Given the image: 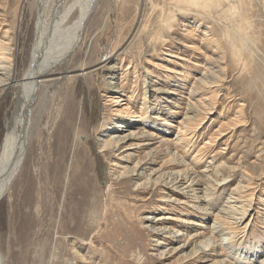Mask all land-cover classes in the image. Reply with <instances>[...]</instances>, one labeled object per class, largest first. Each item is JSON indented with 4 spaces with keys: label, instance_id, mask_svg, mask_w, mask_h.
<instances>
[{
    "label": "rangeland",
    "instance_id": "1",
    "mask_svg": "<svg viewBox=\"0 0 264 264\" xmlns=\"http://www.w3.org/2000/svg\"><path fill=\"white\" fill-rule=\"evenodd\" d=\"M243 1L235 24L246 14L245 28L236 32L244 39L238 41L240 56L233 58L219 29L204 42L214 19L193 12L177 15L171 30L157 37L160 8L152 11L145 0H0V78L8 74L15 81L10 87L7 80L0 83V158L15 99L14 116L28 122L26 139L31 133L22 147V166L0 190V264H264V0ZM81 20L82 30L74 35ZM37 44L45 50L42 61L68 52L39 77L25 101L23 77ZM213 44L225 58L212 54ZM18 85L19 95L13 88ZM122 118L143 120L137 126L156 134L157 141L175 142L187 122L185 148L176 154L188 175L201 176L191 187L195 192L188 180L177 188L186 193H173L178 201L159 210L160 186L148 180L156 178L148 174L159 165H149L138 181L145 188L119 172L134 163L119 162L115 169L122 150L105 152L100 146L109 134L135 129L107 128L112 120L122 125ZM155 145L162 155L176 152L172 144ZM12 160L9 154V165ZM159 217L169 219L160 223ZM164 230L205 237L176 252L172 247L183 245L184 236L165 242ZM218 242L223 252L196 259L198 248L210 251Z\"/></svg>",
    "mask_w": 264,
    "mask_h": 264
},
{
    "label": "bare ground",
    "instance_id": "2",
    "mask_svg": "<svg viewBox=\"0 0 264 264\" xmlns=\"http://www.w3.org/2000/svg\"><path fill=\"white\" fill-rule=\"evenodd\" d=\"M89 1V0H88ZM93 1V0H92ZM96 1V0H95ZM160 1H163L164 2V5H162L160 3ZM146 4H149L150 5V9L155 10V8L159 7L160 8V12H161V18L159 19V24H157L160 29L158 30V32H155L154 30V33L156 34L157 37L161 38L162 36L165 35V33L169 32L171 30V28L173 27V24H174V20H175V17L177 15H186L187 13H190V12H193L195 13L199 18L203 17L204 19H206L207 17H210L212 19H214V25L212 27H210L209 25L206 27L207 30H209L210 32L207 33L205 32V41L204 42H207L210 38V41H211V38L213 37H208L209 34H213L214 35V29H219L221 32H222V38H225L224 39V42H225V46L227 47V54L233 56V58H238L240 56V51H241V46L240 44L238 43V41L240 39H244V36H240L241 34H236V32H240L241 33V29L242 28H245L243 26V24L245 23V20L244 18L246 17V14L243 18V16L241 15V13L243 11H241L240 18L241 21L237 20L239 23L235 24L236 22V12L238 10V8H240L242 6V4L244 3L243 0H238V3H232L231 0H145ZM90 4H88L89 6ZM244 7V6H243ZM243 9V8H242ZM158 10V9H157ZM244 10V9H243ZM90 9H87L84 11V15L86 12H89ZM158 11V12H159ZM155 12V11H154ZM42 13V10H40V15ZM81 13V12H80ZM245 13V12H244ZM84 15L82 17V20H84ZM40 19V17H39ZM211 19V20H212ZM82 20L80 21V23L76 22L77 24V28L73 31V34L75 35V33H77L81 27H82ZM148 20V19H147ZM194 20V19H193ZM197 21V20H196ZM148 22V21H147ZM249 23V22H248ZM247 23V24H248ZM235 24V25H234ZM156 25V26H157ZM206 25V24H205ZM243 26V27H242ZM248 26V25H247ZM60 26H55L54 27V32L56 28H58ZM151 27V26H150ZM194 27V26H193ZM197 28V27H196ZM247 28V27H246ZM249 28V27H248ZM155 29V27H154ZM158 29V28H157ZM205 29V28H204ZM40 31L41 30V27L39 29ZM82 30V29H81ZM147 30L146 29V25L144 24L143 26V30H142V33L143 31ZM185 30H188L185 29ZM218 30V31H219ZM243 30V29H242ZM248 30V29H247ZM246 31V29H245ZM243 31V32H245ZM148 32V31H147ZM204 32V31H202ZM152 33V32H151ZM217 33V32H216ZM220 33V32H218ZM247 34V31L245 32ZM150 34V33H149ZM211 34V35H212ZM244 34V33H243ZM141 35V34H140ZM154 35V34H153ZM185 35V34H184ZM245 35V34H244ZM249 35V34H248ZM246 35V37H248L249 39V36ZM78 36L77 35L76 37H74V43L78 40ZM145 36V35H144ZM151 36V35H150ZM188 36V37H187ZM73 37V36H72ZM148 38V36H146ZM186 38H189L190 37V31L189 33H186L185 35ZM38 42H40V36H38ZM59 38V36L57 37ZM56 38V39H57ZM151 38V37H150ZM175 38H178L177 36H175ZM214 38V37H213ZM219 38V37H218ZM217 38V39H218ZM55 39V40H56ZM63 39V38H62ZM72 39V38H70ZM152 39V38H151ZM217 39H215L214 41H217ZM220 39V38H219ZM68 40V39H67ZM80 40V39H79ZM69 41V40H68ZM201 42V41H200ZM203 42V43H204ZM208 43V42H207ZM206 43V44H207ZM217 43V42H216ZM4 44V43H3ZM187 44V43H186ZM186 44L184 43V46H186ZM219 45V42L218 44ZM213 44V49L214 52L212 53L213 55H215L217 58H225V52L221 51V49H219V47ZM224 45V43H223ZM1 46V45H0ZM40 46V44H37L35 49H34V53L32 55V62L29 66V68L25 71L24 75L26 77V79L24 80V83L22 87L25 88V90L27 89V91L25 92L26 96L24 97L25 98V101H26V98L27 100L30 98V90L36 86L39 85V77H41L42 75L50 72L53 68V65L55 63H57L62 57L63 55L68 52H62L61 54H57L56 56H53L55 57V61H51L52 60V57H48L46 59H44L42 61V59L44 58V53H45V50L42 49ZM59 46V44H58ZM202 46V45H201ZM3 47V45H2ZM2 47H0L2 49ZM5 47V46H4ZM7 47V46H6ZM191 47V46H190ZM222 47V46H221ZM220 47V48H221ZM4 49V48H3ZM6 49V48H5ZM51 49H54V47H52ZM57 50V48L55 49ZM60 52V51H59ZM212 52V51H211ZM5 53V52H4ZM1 54V53H0ZM206 54V53H205ZM1 57L4 56V55H0ZM174 56V55H173ZM179 57V56H178ZM208 57V56H207ZM212 57H210L211 59ZM209 59V58H208ZM214 59V58H212ZM220 59V60H221ZM1 60V59H0ZM216 60V59H215ZM41 61V62H40ZM211 61H214V60H211ZM218 61V60H217ZM233 61H235V59H233ZM215 62V61H214ZM213 62V63H214ZM222 62V61H221ZM238 62V61H237ZM240 62V61H239ZM123 64V63H122ZM218 64V63H217ZM215 65V64H214ZM213 65V66H214ZM221 65V64H220ZM222 66V65H221ZM248 66V65H247ZM210 67V66H209ZM208 67V68H209ZM215 67V66H214ZM218 67V66H217ZM6 68V67H4ZM219 68V67H218ZM217 68V69H218ZM0 69L2 70L3 67L0 66ZM117 69H119V66L116 64V65H113L110 67V71L115 73V71H117ZM206 69V68H205ZM212 69V68H211ZM5 70V69H4ZM208 70V69H207ZM216 70V69H215ZM219 70V69H218ZM217 70V71H218ZM223 70V69H222ZM227 70V69H226ZM220 71V70H219ZM213 72V71H212ZM223 72V71H222ZM3 74H5L4 72H2ZM10 73V72H8ZM70 74V73H69ZM215 74V73H214ZM7 76V77H6ZM6 79L3 80V78L0 80V83L2 82H5L6 80L9 81V83H6L8 87H10L11 85V82H15L13 81L10 77H8V74H6ZM213 76V75H212ZM112 80L116 77V74H112L111 76ZM208 77V76H207ZM217 78V77H216ZM18 82V81H17ZM16 82V83H17ZM202 82V81H201ZM200 82V83H201ZM5 84V85H6ZM115 86L117 87L118 85H120L121 88H123V85H121V83H114ZM256 84V83H254ZM41 85V84H40ZM204 86V85H203ZM196 87V86H195ZM256 87V85H255ZM111 90L113 89L112 87V82H111ZM257 88V87H256ZM24 90V89H22ZM114 90V89H113ZM112 90V91H113ZM116 91V90H115ZM195 92L197 91V89L194 90ZM24 94V95H25ZM119 94V93H118ZM125 96H127L128 94L126 92L123 93ZM120 95L118 96L117 98L114 99L115 103H120L123 99H122V96L124 95ZM260 94V93H259ZM258 94V95H259ZM132 95V94H131ZM208 96V95H207ZM132 97V96H131ZM133 97H134V94H133ZM204 98H208V97H204ZM211 98V97H210ZM259 98V97H258ZM23 100V99H21ZM206 100V99H204ZM208 101H210L209 99H207ZM194 105V104H193ZM200 105V104H199ZM19 107V106H18ZM23 107V106H22ZM143 107H144V104H143ZM141 108V109H144V108ZM24 108V107H23ZM149 109V108H148ZM210 109V108H209ZM120 110V109H119ZM127 110V109H126ZM125 111V110H123ZM122 111V112H123ZM142 111V110H141ZM262 111V110H261ZM240 112V111H239ZM19 113V112H18ZM126 113V112H125ZM124 113V114H125ZM130 113V112H129ZM23 114V113H22ZM208 114V113H207ZM243 114V113H242ZM142 115H145V112H142ZM261 116V114H259V117ZM146 117V116H145ZM242 117V116H241ZM263 117V116H261ZM144 117H142L143 119ZM20 118H18V114L17 116L15 115L13 120L10 121L8 124L10 127L8 129V132L6 133V136H5V140H4V144H3V151H2V154H1V158H0V172H2V170L4 169V175L5 177L0 179V184H2V186H0V190L2 191L4 189V185L6 186L7 183L9 182L10 178H12L17 172V169H19L21 166H22V163L24 161V155L22 156V162L20 163V157H21V151H22V147L24 146L25 144V140L29 141L30 139V134L28 136V138L26 139L27 137V123H26V120L24 119L25 121V125H24V121L23 120H19ZM132 118H122V120L125 122H121L122 125H117V123L114 122V120H112L111 122H107V128L110 130L114 129V132H119L121 131V133L123 132H127L129 131V129L131 128L132 125H134L133 127H135L134 130L130 131L128 134H117V135H112V134H109L111 135L110 138L108 139H104L105 141L102 142V145L100 146V150L101 151H105L107 152L108 149H111L113 152H117L119 150H122V153L119 154L117 157V160L118 161H115L113 163V165L115 166V169H117V167L120 166L119 162H127L128 164L129 163H134V166L133 167H129L128 165H124V166H120L121 169H123V171H120V174L122 176L124 175H132V177L134 178L135 180V185H136V188H142L145 186V184H142V183H139L138 181L141 179V177L143 176V173L149 169V165H159L158 167L152 169V171H149L150 173L148 174L150 177L151 175H157L156 178H154L152 180V177L151 178H148V180L150 179L151 180V184L154 185V186H160V190L162 192V196L160 198V200L163 202V204H160L159 205V210H161L162 208L166 209V206L164 204H173L174 202H177V201H174L173 198H172V194L173 193H178L179 195L181 194H184L186 192H184L183 190L184 189H180V190H177V188H179L180 186H182L183 184H185V182H187L188 180L190 181L189 185L187 187H189V191H194L195 188H191L192 186L194 185H199L200 184V181H201V176L199 177L198 175H195L192 177L190 176V174L188 175L187 173V170L184 168V160L183 158H180V156H178L176 153L182 151L183 152V149L185 148V145H186V139H187V133L186 131H188V126H186V123L184 124V122L182 121L181 123V127L179 128V137H177L176 141L174 142V140H166V139H158L157 141V138L158 136L156 137V134L154 133H143V129L141 130V127H138L137 124L140 122H142L141 120H139L138 122L134 123V122H130V121H126V120H131ZM233 121V120H232ZM197 122V121H195ZM202 122V121H201ZM191 125V123H189ZM114 126V127H113ZM24 127V128H23ZM191 127V126H190ZM192 128V127H191ZM190 128V130H191ZM17 129V132L15 131ZM181 129V130H180ZM196 129L193 128V130ZM218 129V128H217ZM21 130L23 132H21ZM189 130V131H190ZM194 132V131H193ZM215 134V133H214ZM190 135V134H189ZM216 136V135H215ZM192 137V136H191ZM214 137V136H213ZM166 138V137H165ZM183 141V143H181L179 145V141ZM210 140V139H209ZM158 144L159 143V146L161 145H165V146H174L175 149H176V152H174V154H171V151L169 152V150H167V154L165 155H162L161 152L155 148V147H152V145L154 144ZM215 143V142H214ZM156 146V145H155ZM158 147V146H156ZM163 147V146H162ZM165 149V148H164ZM169 149V148H168ZM24 152V151H23ZM165 152V151H164ZM9 154L11 155L12 154V165H9V162L10 161H6L7 159V156H9ZM179 154V153H178ZM175 155H177V157H175ZM196 157V159H195ZM195 157L193 158L194 160H196V162L200 159H197L199 158L198 157V154H195ZM21 165H20V164ZM18 164L20 165L19 168H17ZM122 165V164H121ZM189 166V165H187ZM182 167V168H181ZM17 168V169H16ZM228 169V168H227ZM190 171H194L193 169H191ZM189 171V173H190ZM229 172V170H228ZM191 173H195V172H191ZM200 173V172H199ZM2 174V173H1ZM146 174V173H145ZM166 174H167V178L170 177L171 180L169 181H166L167 178L166 177ZM201 174V173H200ZM204 175V174H203ZM202 175V176H203ZM216 175V174H215ZM206 175H204L203 177H205ZM217 176V175H216ZM146 177V176H145ZM174 177V179H173ZM164 178V179H163ZM223 180H225L224 178H222ZM149 180V181H150ZM222 180V181H223ZM11 183V182H10ZM145 183V182H144ZM147 183V182H146ZM150 183V182H148ZM213 183V182H212ZM202 184V183H201ZM217 184V183H216ZM144 185V186H143ZM10 186V185H9ZM3 187V189H1ZM186 187V186H185ZM145 188V187H144ZM184 188V187H183ZM197 188V187H196ZM239 189V186L236 187L235 189H233V194H235ZM5 190V189H4ZM0 191V192H1ZM180 192V193H179ZM195 192V191H194ZM198 193V192H197ZM1 194V193H0ZM188 194V193H187ZM174 196V194H173ZM230 196V195H229ZM232 196V195H231ZM199 196H194V198H197ZM206 198V197H205ZM180 200V199H179ZM186 201V200H185ZM179 202H182V201H179ZM189 202V201H187ZM230 202V201H229ZM184 203V202H183ZM198 205V204H197ZM230 205V204H229ZM165 206V207H164ZM194 207L196 206L195 204L193 205ZM231 206V205H230ZM200 207V206H199ZM197 207V208H199ZM202 208V207H201ZM200 208V209H201ZM203 209V208H202ZM206 209V208H205ZM167 210V209H166ZM233 210V209H232ZM218 215V214H217ZM218 217L220 219H218ZM150 219L152 217H149ZM228 218V217H227ZM239 218V217H238ZM244 218V217H243ZM156 219V218H155ZM166 219H169V217H159L157 219V221H163V220H166ZM180 218H177V219H172L173 221L175 222H179ZM215 219H217V221H221V217L218 215L217 217H215ZM232 219V218H231ZM241 219V217H240ZM226 220V219H225ZM180 221L182 222V219H180ZM243 220L241 219V221L239 220V223H241ZM156 222V221H155ZM180 222V223H181ZM184 222V220H183ZM234 222V221H233ZM216 223V222H215ZM226 224V223H224ZM238 224V223H237ZM201 226V224H200ZM202 227V226H201ZM233 226L231 225V228ZM185 228V227H184ZM218 228V227H217ZM170 229V228H169ZM163 230V229H162ZM161 230V231H162ZM157 231V230H156ZM219 231V230H218ZM165 232V230H164ZM163 232V233H164ZM235 230L232 228L231 229V233H234ZM173 233V234H172ZM185 233V232H184ZM161 234V233H160ZM175 234V235H174ZM177 234V235H176ZM204 235V232H197L193 235H191L189 232H186L185 234H182L179 232V230H176V231H168V233L166 234V232L164 234L161 235L160 238H162L165 242L166 241H171L173 242L175 239L179 240V236H184L183 238V245H180L178 246V248H173L172 247V250L176 251L180 249H183L184 247H188L189 245L191 244H197V242H199V240L202 238H204L205 236ZM213 240L216 241V237L214 238L213 235L211 237ZM213 242V241H212ZM214 243V242H213ZM159 244V242H158ZM200 244L202 245H209L210 242L209 240H206V241H201ZM201 247V246H200ZM199 249V248H198ZM197 249V255H196V259L198 260H206V259H209L210 257L212 256H216L218 255V253L221 251L223 252L224 251V247L221 245V243H216V244H213L212 245V248L209 249L210 251H207V250H198ZM224 254V253H223ZM195 259V258H194ZM84 260V259H83ZM71 261V260H70ZM217 261V260H216ZM219 262V261H218ZM217 263V262H216ZM220 264V263H219Z\"/></svg>",
    "mask_w": 264,
    "mask_h": 264
},
{
    "label": "water",
    "instance_id": "3",
    "mask_svg": "<svg viewBox=\"0 0 264 264\" xmlns=\"http://www.w3.org/2000/svg\"><path fill=\"white\" fill-rule=\"evenodd\" d=\"M26 79V77H23V81ZM14 89H15V91H18V94L17 95H19V93H20V89H21V87H20V85H18V86H14L13 87ZM16 101H15V104H14V109H13V112H12V115H11V119L14 117V113H15V111H16V109H17V101H18V99H15Z\"/></svg>",
    "mask_w": 264,
    "mask_h": 264
}]
</instances>
